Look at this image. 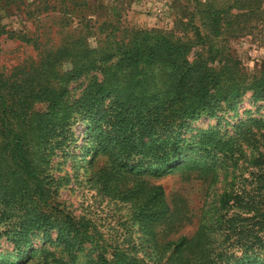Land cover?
Segmentation results:
<instances>
[{
    "label": "trees",
    "instance_id": "trees-1",
    "mask_svg": "<svg viewBox=\"0 0 264 264\" xmlns=\"http://www.w3.org/2000/svg\"><path fill=\"white\" fill-rule=\"evenodd\" d=\"M263 1L232 0L225 10L204 6L198 13L207 33L196 30L193 39L137 30L105 51L87 46L66 51L69 78L93 69L101 74L100 81L92 80L72 102L66 101L67 92L58 85L63 75L51 62L35 71L40 79L0 76V239L16 255L8 264H25L30 237L54 228L53 214L67 229L57 236L68 259L86 243L96 252L93 264H149L143 256L108 245L88 221L72 219L55 203L48 159L74 142L72 128L78 122L88 128L83 155L90 158L92 183L130 206V217L154 252L150 264H264L263 157L254 159L236 185L219 195L212 223L201 219L190 237L175 240H158L174 231L175 220L162 188L147 179L191 169L200 177L210 172L212 182V171L185 157L188 142L179 136L190 122L212 116L219 103H234L245 92L264 103V72L246 77L224 47L214 44L222 40L229 9L245 4L249 10ZM195 47H204V54L190 58ZM196 142L204 152L231 156L228 144L210 131L199 133ZM74 238L77 245L71 242ZM37 264L50 263L42 257Z\"/></svg>",
    "mask_w": 264,
    "mask_h": 264
},
{
    "label": "rangeland",
    "instance_id": "rangeland-1",
    "mask_svg": "<svg viewBox=\"0 0 264 264\" xmlns=\"http://www.w3.org/2000/svg\"><path fill=\"white\" fill-rule=\"evenodd\" d=\"M231 4L232 0H0V76L25 79L33 75L40 79L35 71L51 62L63 75L58 85L66 90V101L72 102L92 80L100 81L101 74L93 69L69 78L71 67L66 51H80L86 46L97 53L105 51L114 41L125 42L137 30L156 29L174 38L193 39L196 30L199 35L207 33L200 26V9L209 5L225 10ZM237 7L225 14L229 23L222 27V40L214 44L224 47L246 77L258 76L264 72V1L249 10L245 4ZM196 53L204 54V47L193 48L190 58ZM87 130L78 122L72 128L74 142L54 151L48 159V171L55 181L54 201L72 219L88 221L108 245L143 256L150 264L154 252L130 217V206L108 197L90 179V158L83 155L89 145ZM204 131L227 143L231 156L222 158L218 153L204 152L196 142ZM179 137L188 142L185 157L208 168L214 177L210 182V172L200 177L197 171L176 169L159 178H147L162 188L175 220L174 231L159 237L161 242L190 237L201 219L212 223L218 215L219 195L236 182L239 174H244L254 159L264 158V103L245 92L234 103H219L212 116L190 122ZM103 161L99 160L97 167ZM52 218L54 228L36 231L30 237L24 263L37 264L45 257L50 264L55 260L93 264L96 252L86 243L78 246L72 259L67 258L57 236L59 231L65 235L67 229L60 216L53 214ZM163 228L162 225L157 231ZM71 242L77 245L79 240ZM15 260L12 246L0 239V263Z\"/></svg>",
    "mask_w": 264,
    "mask_h": 264
}]
</instances>
